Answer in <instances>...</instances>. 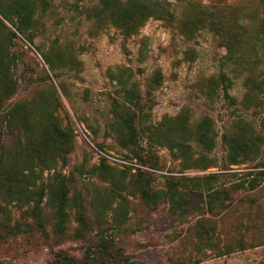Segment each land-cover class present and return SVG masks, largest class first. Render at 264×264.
Returning a JSON list of instances; mask_svg holds the SVG:
<instances>
[{"label": "rangeland", "instance_id": "rangeland-1", "mask_svg": "<svg viewBox=\"0 0 264 264\" xmlns=\"http://www.w3.org/2000/svg\"><path fill=\"white\" fill-rule=\"evenodd\" d=\"M105 1L0 0V176L19 179H0L11 189L0 183V261L51 264L65 252L91 264H264V45L233 64L222 40L226 30L232 47L252 46L263 8L152 0L161 15L127 37ZM46 128L49 150L33 149Z\"/></svg>", "mask_w": 264, "mask_h": 264}, {"label": "trees", "instance_id": "trees-1", "mask_svg": "<svg viewBox=\"0 0 264 264\" xmlns=\"http://www.w3.org/2000/svg\"><path fill=\"white\" fill-rule=\"evenodd\" d=\"M158 3H159L158 1H152V0H126V1L106 0L104 9L108 17L115 24H117L118 26L124 29L128 37V36H131L137 33L140 27L144 25L150 17H155V16L159 17L161 15L163 11H162V8L158 5ZM254 4L256 8H263L264 10V0H257L256 3L254 2ZM246 9H249V7H247ZM4 16L8 18L7 13H5ZM235 23H236V28H239L240 30L244 29L245 23H244L242 15L239 16L237 14L235 16ZM23 24L19 25L18 28L21 31L23 30L26 31L28 29V25L27 24L23 25ZM254 34H255V40H254L255 42L253 43L252 46L250 45L243 46V45H240V43L238 42L237 47L234 48L231 46V43L235 42L236 40L233 39L234 37L232 36V34L230 32H227L226 30L222 33V38H223L222 40H224L225 42L224 44L227 45L228 51L226 54V58L228 59V61L230 60L229 62L233 64H242L243 62L241 61L246 59V57L249 56L250 54L257 51L258 45L260 43L264 45V18L261 19V21L257 24L256 31H254ZM244 42L245 44H247L246 41ZM239 47H242V48L240 49ZM215 81H216L215 83L221 82L222 84H224L226 88L229 86L231 79L225 72H222L215 79ZM4 83H5L4 81L2 80L0 81V88H2ZM129 95L131 96H127L128 100H130V102L138 106L141 101L140 94L137 96L136 91L132 89ZM127 108L130 111L129 112L127 111L126 117L124 118V121H123L124 122L123 125H126V132L128 133V136H127L128 140L130 142L136 143L137 142V135H136L137 125L135 124L137 121V111L133 110L134 106H127ZM52 131H53L52 128H46L40 137L39 143L34 145L33 149L38 150V148H41V149H46V151H48L50 143L52 142V139H51ZM227 134L229 133H224L225 138L228 137ZM238 134L240 135L239 131H238ZM213 139H214L213 135L206 133L201 136L200 141L203 143L205 142L211 143ZM259 140H262L260 135H257L256 137H254V144L258 145ZM230 146L232 147V156H233L232 162H238V159L236 158L234 154L233 144L231 143ZM260 173L261 175L264 174V172H260ZM0 179L7 181L10 184H12V182L14 181H19V179L16 177L15 174H2L0 176ZM21 180L22 179H20V181ZM0 183L2 185H5L6 188H8V190L11 191V189H9V186L5 182L0 181ZM259 183H260L259 175H255L251 179V186L255 188ZM34 194H36V196L33 199L35 201V207L33 209L35 210V214L38 219L39 225L44 230V221L41 215V203L44 197V191L43 189H41V191L34 190ZM66 197L67 196L64 195L63 193V196H61V201L58 202L56 205V211L58 214L57 231L60 234L63 233L65 229V223L68 217V213L65 210L66 209ZM80 216L83 217V214L81 212H80ZM103 246L106 247V244H103ZM0 264H5V263L0 261ZM51 264H91V259H90V256L87 255L84 259L81 260V259H77L75 257L69 256L65 252H61L58 258H56Z\"/></svg>", "mask_w": 264, "mask_h": 264}]
</instances>
